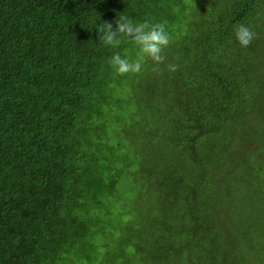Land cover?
<instances>
[{
	"label": "trees",
	"instance_id": "1",
	"mask_svg": "<svg viewBox=\"0 0 264 264\" xmlns=\"http://www.w3.org/2000/svg\"><path fill=\"white\" fill-rule=\"evenodd\" d=\"M0 264H264V0H0Z\"/></svg>",
	"mask_w": 264,
	"mask_h": 264
},
{
	"label": "clouds",
	"instance_id": "2",
	"mask_svg": "<svg viewBox=\"0 0 264 264\" xmlns=\"http://www.w3.org/2000/svg\"><path fill=\"white\" fill-rule=\"evenodd\" d=\"M97 32L100 33V40L105 46L117 48L120 46L122 37L128 38L129 42L138 48L136 59L130 60L119 53H114L108 60L109 65L118 76L128 74H141L144 71L146 59H150L154 65L163 64L164 50L172 43L171 36L166 30V22L149 23L134 22L128 16L121 15L115 21V28L112 23L103 22L98 25ZM234 38L241 47H250L257 38V33L252 27L246 24L234 26ZM169 71H175L176 66L167 65Z\"/></svg>",
	"mask_w": 264,
	"mask_h": 264
}]
</instances>
